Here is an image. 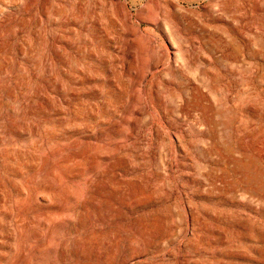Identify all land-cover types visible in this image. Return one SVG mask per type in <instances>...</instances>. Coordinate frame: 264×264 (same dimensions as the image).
I'll return each mask as SVG.
<instances>
[{"label":"rangeland","instance_id":"1","mask_svg":"<svg viewBox=\"0 0 264 264\" xmlns=\"http://www.w3.org/2000/svg\"><path fill=\"white\" fill-rule=\"evenodd\" d=\"M0 264H264V0H0Z\"/></svg>","mask_w":264,"mask_h":264}]
</instances>
